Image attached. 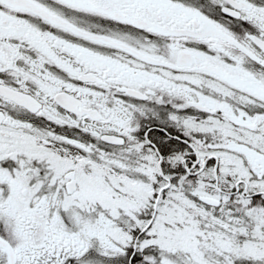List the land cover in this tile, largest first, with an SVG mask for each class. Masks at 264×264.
I'll return each mask as SVG.
<instances>
[{
	"label": "snow or ice",
	"instance_id": "obj_1",
	"mask_svg": "<svg viewBox=\"0 0 264 264\" xmlns=\"http://www.w3.org/2000/svg\"><path fill=\"white\" fill-rule=\"evenodd\" d=\"M0 264H264V0H0Z\"/></svg>",
	"mask_w": 264,
	"mask_h": 264
}]
</instances>
